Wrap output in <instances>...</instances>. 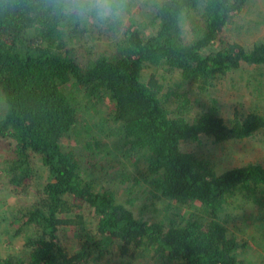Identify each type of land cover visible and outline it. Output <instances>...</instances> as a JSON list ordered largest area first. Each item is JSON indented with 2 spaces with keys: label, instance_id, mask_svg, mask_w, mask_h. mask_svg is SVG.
Masks as SVG:
<instances>
[{
  "label": "trees",
  "instance_id": "trees-1",
  "mask_svg": "<svg viewBox=\"0 0 264 264\" xmlns=\"http://www.w3.org/2000/svg\"><path fill=\"white\" fill-rule=\"evenodd\" d=\"M141 1L98 20L0 0V193L31 197L0 212V264H260L229 222L251 205L264 230V166L182 149L264 132V110L192 108L194 87L263 80L264 37H227L250 0Z\"/></svg>",
  "mask_w": 264,
  "mask_h": 264
},
{
  "label": "rangeland",
  "instance_id": "rangeland-1",
  "mask_svg": "<svg viewBox=\"0 0 264 264\" xmlns=\"http://www.w3.org/2000/svg\"><path fill=\"white\" fill-rule=\"evenodd\" d=\"M139 1L143 2L141 0ZM139 3L136 4L133 11L136 12L139 8ZM235 20L236 29L233 34L227 37L242 40L247 45H250L261 36L264 37V0H250L245 8L243 16ZM123 21L124 24L127 23V20ZM109 43H112V39L109 35L106 38L100 35L99 39L95 41L97 49L99 50H105ZM247 72L251 73L252 69H248L246 73ZM246 73L242 75L243 82L237 81L234 87L228 84L218 85L214 90H210V94L205 91L200 92L194 87L191 90V97L195 100L192 107L193 111L198 110V108H204L206 101L212 96L217 98L223 110V114H229L235 107L240 111L251 108L262 112L264 110V76L260 83L256 81L244 83L245 79H247ZM162 75V80L167 85L172 86L176 82H179L178 77L174 73L166 72ZM253 79L255 78L252 77L250 80ZM182 149L208 159L213 163L218 173L249 163H260L264 166V132H260L251 139L225 143L218 146H215L206 139H201L199 142L182 145ZM30 201L31 197L29 194L27 196L22 195L14 197L9 194L8 191H3L0 193V212H2L7 205L11 206L19 203L26 204ZM242 211L244 212L242 213ZM257 212V209L253 208L251 205H246L241 209L233 211L234 218L229 222V228L233 235L248 244L249 251H254L252 254L256 253V255L259 256L260 264H264V230L256 220L252 221V219H250V217L256 216ZM144 216L149 217L148 214H144ZM67 236L66 241H64L66 246L69 247V245H71L70 247H73L77 244L73 234ZM17 244L18 243L15 242L14 245H11L8 249L3 245L0 246V256L12 250ZM114 257L116 261L119 260L117 256ZM241 263L251 264L249 255H243ZM134 264H137V262Z\"/></svg>",
  "mask_w": 264,
  "mask_h": 264
},
{
  "label": "clouds",
  "instance_id": "clouds-1",
  "mask_svg": "<svg viewBox=\"0 0 264 264\" xmlns=\"http://www.w3.org/2000/svg\"><path fill=\"white\" fill-rule=\"evenodd\" d=\"M124 4L117 0H65L66 14L75 13L78 16H91L98 20H107L120 15Z\"/></svg>",
  "mask_w": 264,
  "mask_h": 264
}]
</instances>
